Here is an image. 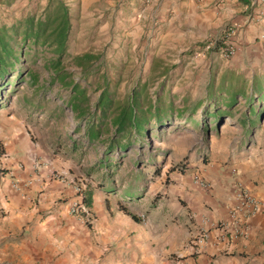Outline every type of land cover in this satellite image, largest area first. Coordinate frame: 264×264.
<instances>
[{
	"label": "rangeland",
	"instance_id": "rangeland-1",
	"mask_svg": "<svg viewBox=\"0 0 264 264\" xmlns=\"http://www.w3.org/2000/svg\"><path fill=\"white\" fill-rule=\"evenodd\" d=\"M47 1L0 0V24L9 25L29 13L39 15ZM62 1L70 21L62 55L57 57L53 47L40 41L22 45L14 72L5 75L7 83L1 82L0 89V122L18 125L20 143L31 144L36 160L52 172L54 184L88 198L95 209L104 205L132 220L124 209L139 221L154 207L158 211L163 203L170 204L164 199L175 189L176 175H187L194 183L195 173L254 157L264 184L262 94L252 95L250 101L237 96L228 117L215 123L205 113L221 91L243 90L246 96L250 89H264V12L254 10L263 1L250 0L251 6L239 16L223 13L220 22L212 17L206 25L204 36L210 33L236 44V55L229 59L219 57L215 49H202L204 38L192 42L191 33L202 31L190 27L186 32L180 19V25L176 21L158 30L163 20L152 11L137 22L124 11L116 26L104 15L94 17L92 8L98 3L84 11L80 2ZM178 31L182 38L172 41ZM85 54L91 56L87 61L77 59ZM54 67L58 74L51 79ZM30 73L35 80L29 79ZM74 85L85 99L76 112L68 104ZM134 88L141 90V110L157 107L165 116L157 123L152 115H144L145 134L139 139L131 128L116 134L109 124ZM102 90L112 101L104 120L94 106ZM215 105L223 110L220 103ZM251 106L256 119L247 116ZM90 125H99L93 140L85 136ZM66 202L64 197L56 200L57 206L65 207Z\"/></svg>",
	"mask_w": 264,
	"mask_h": 264
},
{
	"label": "crops",
	"instance_id": "crops-1",
	"mask_svg": "<svg viewBox=\"0 0 264 264\" xmlns=\"http://www.w3.org/2000/svg\"><path fill=\"white\" fill-rule=\"evenodd\" d=\"M92 8L95 18L106 16L116 26L124 11L132 22L146 19L152 11L165 24L179 19L193 40L204 38L206 25L223 13L239 16L250 0H69ZM264 0H258V2ZM254 10L264 12V3ZM261 3V2H260ZM195 11L199 13H195ZM181 23L178 21V25ZM254 29V28H253ZM210 34V33H209ZM248 31L245 29V33ZM178 31L172 41L181 39ZM245 40V38H244ZM204 42V41H203ZM17 124L0 122V264H264V184L259 181L254 157H244L223 169L195 173L202 187L187 175H176V187L166 195L158 211L134 222L107 207L87 206L91 222L69 215L78 195L54 184L52 172L37 161L31 144L20 143ZM234 170V172H232ZM174 185V184H173ZM254 196L262 208L247 217L243 233L218 240L216 223L234 229L229 211L237 204V190ZM67 198L65 207L56 203ZM238 225V223H236ZM199 229L207 233L195 244ZM229 235V234H228Z\"/></svg>",
	"mask_w": 264,
	"mask_h": 264
},
{
	"label": "trees",
	"instance_id": "trees-1",
	"mask_svg": "<svg viewBox=\"0 0 264 264\" xmlns=\"http://www.w3.org/2000/svg\"><path fill=\"white\" fill-rule=\"evenodd\" d=\"M69 28L70 21L68 8L62 0H48L39 15L29 13L24 17L17 18L9 25L0 24V89L7 83L5 75L9 72H14L13 70L19 61L22 45L25 47L28 43L35 44L40 41L43 44L53 47V52L57 57H60L65 48ZM90 57L91 56L85 54L81 57H77V59L87 61ZM57 74L58 72L55 69V72H52L51 79H54L53 77L57 76ZM16 75H19L18 71H16ZM29 79L32 81L35 80L34 75L30 73ZM1 82H4V84L2 85ZM258 92L262 94L260 99L264 98V89L254 90V92L250 89V91H248V95L246 96H244L243 90L238 91L228 89L226 92L221 91L218 97H215L214 100L212 99L214 102H211L210 105H208L210 110L208 108L205 113L207 114V117H210L215 123V121H218V119L222 116L228 117L232 103L237 96L247 97L246 100L250 101L252 99V95H255ZM70 93L74 96L69 99L68 104L70 109L76 112L78 110L79 101L85 100L84 92L83 90H78V87L74 85V88H71ZM137 94H141V90H137L136 88L132 89L129 99L119 107L118 113L109 119V124L115 128L114 131L116 134H122L126 128H131L134 138L139 139L145 134V122L147 120L143 117L144 115H152L157 123H160L165 117L163 112H160L157 107L154 108L152 112H150V109L141 110L138 104ZM222 97L226 98L223 102H221ZM219 103L221 104L220 106L223 110H220L215 105ZM111 104L112 101L110 100L109 95L102 90L97 102L94 105L95 108L101 110L103 113L102 116H100V120L107 118L106 111L109 109ZM250 113L255 117V119L257 118V111L253 106L249 108L247 116ZM244 119H246V117H244ZM99 125L97 127H94L93 125L87 127L85 136L88 140H93L97 137ZM128 143L122 145V147L124 148L128 145ZM113 146L114 142L108 144L109 149ZM83 203L86 206H90V200L84 196ZM122 210L124 213L129 215L134 222L139 220L126 210Z\"/></svg>",
	"mask_w": 264,
	"mask_h": 264
},
{
	"label": "built area",
	"instance_id": "built-area-1",
	"mask_svg": "<svg viewBox=\"0 0 264 264\" xmlns=\"http://www.w3.org/2000/svg\"><path fill=\"white\" fill-rule=\"evenodd\" d=\"M232 32V30H231ZM260 39H262L260 37ZM204 50H216L219 57L223 59L232 58L236 55L237 46L235 43L222 40V38H218L216 35L208 34L205 36L204 43L202 46ZM234 172V170H232ZM195 182L202 187H206L205 182L200 180L199 178L195 179ZM237 204L234 208L229 211V215L231 218H235V215L238 214L239 220L234 221L233 224L234 229L231 232H228L227 224L225 223H216L214 226L215 229L219 230L218 240H222L224 238L234 239L237 235L243 233V223L244 220L257 213L263 206L262 203L256 199L254 196L244 192L240 188L237 190L236 194ZM69 215L82 220L85 224H89L91 222V214L89 208L83 203V196H79V199L72 203L69 211ZM238 223V225L236 224ZM229 234V235H228ZM207 239V233L204 230H200L195 238V244L201 245Z\"/></svg>",
	"mask_w": 264,
	"mask_h": 264
}]
</instances>
